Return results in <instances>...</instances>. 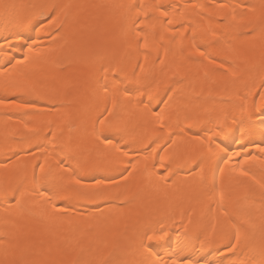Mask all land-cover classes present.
<instances>
[{
  "label": "bare ground",
  "instance_id": "obj_1",
  "mask_svg": "<svg viewBox=\"0 0 264 264\" xmlns=\"http://www.w3.org/2000/svg\"><path fill=\"white\" fill-rule=\"evenodd\" d=\"M5 2L25 6L10 17L0 7V67L7 65L0 76V100L5 101L0 106V191L27 176L19 204L0 196V240L15 258L56 264L111 258L138 247L145 232L159 237L163 226L165 240L152 242L162 255L179 234L186 249L181 255L213 264H248L246 251L221 250L239 217L251 218L258 237L264 215V153L259 151L264 146L259 95L264 92V34L257 28L254 37L248 36L249 20L259 14L262 0H0V5ZM141 3L142 9L119 7ZM51 4L60 5L57 13L61 20L67 16L70 28L42 16L26 22ZM156 4L175 7H166L169 15L161 17ZM237 51L254 53L252 63L242 64ZM26 53L29 60L16 65ZM21 72L33 81L30 90L9 83ZM12 100L35 101L36 107H10ZM109 124L121 131L105 132L113 136V145L99 146L103 166H136L128 167L127 182L108 190L110 201L57 188L71 178L59 169L47 183L32 180L33 164L46 157L54 163V143L70 136H83L85 142L68 160L69 173L75 170L86 180L114 175L90 171L99 163L93 129ZM218 126L223 134L209 140ZM197 135L203 143L193 139ZM36 173L39 177V169ZM44 190L48 194L40 195ZM246 191L253 194L248 201Z\"/></svg>",
  "mask_w": 264,
  "mask_h": 264
},
{
  "label": "snow or ice",
  "instance_id": "obj_2",
  "mask_svg": "<svg viewBox=\"0 0 264 264\" xmlns=\"http://www.w3.org/2000/svg\"><path fill=\"white\" fill-rule=\"evenodd\" d=\"M4 9L5 16L10 17L13 14L17 13V10L20 8L25 7L24 5H18L15 3H7L0 5ZM43 8L42 11L39 13H34L33 16H30L27 18L26 22L31 23L33 17H46L52 24H59L60 28H64L68 26L70 28L68 18L67 16L64 17L63 20H61L60 15L57 13V9L60 8V5L57 4H51V5H44L41 6ZM70 7V6H65ZM95 7V6H93ZM119 7H126L130 11L134 9H142L144 5L141 4H121ZM154 7L160 12L161 17H167L169 15L168 11L166 10V7H175L174 5L165 6L164 4H156ZM220 8L226 7L224 4H219ZM255 6H252L249 8V11H253ZM260 12L258 15L253 16L249 20V24L252 26V30L248 33L249 37H254L255 32L257 28L260 30L262 34H264V0H262V3L260 5ZM233 20L236 19L235 16L232 17ZM43 23V22H41ZM173 21L171 19L167 20V25L171 26ZM163 26V22H161ZM155 25H153L154 27ZM59 31V28L57 29ZM164 31H170V27H164ZM208 34H211L214 39L217 41L220 39L216 36V33L214 31H211V29L208 30ZM136 36L140 37L141 32L137 31ZM36 41H33V44H35ZM145 48H148V37L147 35H144V45ZM28 52H32L33 48L32 45H28ZM237 56L240 57L241 63L244 65H250L254 58V53H247V52H240L237 51ZM200 55L203 56L204 53L200 52ZM15 59V58H12ZM29 60V56L26 53L21 59L16 60V65H21L25 61ZM260 62L261 67L264 69V46H262L260 51ZM11 63V60L9 61ZM15 68V65L13 66ZM219 68L223 69L225 72L228 71V69L224 68V64L221 63L219 65ZM7 69L6 66L0 67V76L5 75ZM179 66H177L176 71L179 72ZM233 77L235 78L236 72H233ZM118 79V76H114V80ZM9 83L13 86L19 87L21 90H30L34 85L31 78L26 73H19L16 77V79L9 81ZM0 86H3V82H0ZM262 86H264V80H262ZM115 87L119 88L120 85L117 84ZM105 91H108L107 86L105 85ZM125 94L131 95L130 91L128 89H125ZM260 98L262 101H264V92H261ZM5 101L0 100V106H4ZM8 106L15 107L17 109H33L36 107L35 101H24V102H16L15 100L9 101ZM105 111H108V109H105ZM262 113H264V110H262ZM156 119L158 122H160L161 129H163V119H162V113L157 112L155 113ZM261 124H264V115H262L261 118ZM101 125H104V121H100ZM219 127V126H218ZM121 129L118 126H113L111 124L107 125L105 128H102L100 131H96L93 129V136L95 139V143L97 145L96 151H97V160L99 163L95 165L90 171H96V172H114V175H102L100 177L92 176L90 180H86L84 178V175L81 173H77L75 170H73L71 173L68 172V169L71 167V165L68 163V160L72 157V154L79 150L81 148V145L85 142V137L83 136H77V137H69L68 140L62 144H55L54 141V147L53 152L57 153V159L54 163H49L47 157L45 158V161L43 163H35L33 164V173H32V180L36 181L39 180L42 183H47L52 177V171L53 169H59L62 173H67L70 175V180L67 181L65 184H58L56 185L57 188L63 190V191H71L75 192L76 195L82 196L89 200H96L100 199L105 202L110 201L113 197L109 193L110 188H120L121 183L120 181L127 182L129 177L132 175V172L128 171V167L130 166L132 169H135V164H130L129 166H126L123 170L120 169H111L108 167H104V155L102 151L100 150V145H113V136L105 134V132L112 133V132H120ZM224 129L222 127H219V131L215 133H211L207 138L210 140L212 135L219 136L223 134ZM49 135L55 137V133L51 130L49 131ZM47 138V137H46ZM198 143H203V140L197 135L193 138ZM20 143H23L20 141ZM171 143H175V141H171ZM242 143V141H241ZM37 148L40 147V145L36 146ZM146 150V149H145ZM21 151H24L23 148H21ZM116 151L120 152L121 149L119 147H116ZM259 151L264 153V146L259 147ZM123 155L127 156V152H123ZM237 155L239 153H236ZM162 159V158H161ZM231 159V157H229ZM161 168L164 167V164L161 163L159 165ZM153 167L155 168L156 165L154 164ZM36 169H39V177L37 176ZM127 173V174H125ZM242 176H247V172H241ZM119 177V180L117 179ZM60 179H63V176L60 177ZM27 181L26 174L21 178L20 182H18L16 185H9L7 188L0 191V196H2L5 200L11 199V201H15L17 204L20 203V201L23 199L24 196V184ZM88 188L90 189L87 192L80 191L82 189ZM261 192H260V198H261V207H264V184L260 185ZM47 190L41 191L40 195H46ZM252 193L245 192L243 195V198L245 201H248L252 198ZM228 197L231 199L232 194L229 193ZM225 199V193H220V200L223 201ZM239 223L237 224L233 234L228 238L225 248L223 251H226L228 253L235 254L238 250L241 252H247L249 255L248 264H264V215L261 217V222L259 225V236L257 237V225L254 224L251 220V218H245V217H239L238 218ZM191 222V221H190ZM161 235L157 237L155 234L149 235L147 232L144 234V238L141 240L138 247L135 249L125 251L119 256H113L111 258H104L101 257L99 259L89 261V262H83V264H213L211 261H207L204 258L201 259H193L192 255L190 253H187L185 255H181V253H185L186 249L182 246V242L180 239V236L178 234L177 239L175 241V244H167L168 251L165 252L163 255L161 252L156 251V249L153 247L152 242L153 241H164L165 237L167 236V232L163 230V226L161 227ZM185 237L187 236V228L185 229ZM144 240H147L148 243H145ZM209 247H211V242L208 244ZM161 248L165 247V244L160 245ZM204 244L201 245V249H203ZM0 257H3V259H0V264H56L55 261H29V260H17L12 253L10 248H6L4 245V242L0 240ZM71 264H77V262L73 261ZM216 264H224V262L217 261Z\"/></svg>",
  "mask_w": 264,
  "mask_h": 264
}]
</instances>
